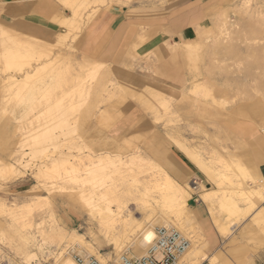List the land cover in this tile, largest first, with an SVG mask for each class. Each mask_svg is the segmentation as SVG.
Returning a JSON list of instances; mask_svg holds the SVG:
<instances>
[{
    "label": "rangeland",
    "instance_id": "1",
    "mask_svg": "<svg viewBox=\"0 0 264 264\" xmlns=\"http://www.w3.org/2000/svg\"><path fill=\"white\" fill-rule=\"evenodd\" d=\"M55 1L60 30L52 40L0 19V25L15 30L0 32V78L21 79L26 71L39 70L26 84L6 78L0 83V161L17 164L21 171L9 181L0 168V264H56L67 253L85 255L83 250L120 264L121 256L144 255L149 245L142 242L143 232L164 225L190 238V252L197 241L188 226L189 211L172 213L158 203L160 193L148 183L161 167L170 173L161 154L184 171L185 180L197 178L202 189L221 187L214 199L229 220L239 225L248 218L259 205L235 213L220 203L222 197L242 208L249 204L247 186L233 182L242 178L236 164L226 167L222 155L237 153L244 162L242 145L237 148V124L249 123L264 132V0H218L206 9L195 38L177 44L180 86L160 77L159 55L134 47L116 64L82 49L85 28L102 10L138 0H85L79 7ZM168 48L176 52L174 45ZM86 57L101 62L97 71L80 68ZM131 106L137 115H126ZM106 153L136 173L122 179L101 172L92 178L83 170L70 172L63 162L66 156L76 165L82 161L93 167L97 156ZM20 155L21 165L16 161ZM191 161L220 181L207 179ZM113 183L124 203L118 209L112 199L111 206L129 219L114 228L100 225L109 201L95 195L114 188ZM138 190L150 196L154 208L136 199ZM14 209L20 210L15 218L8 212ZM73 231L84 234L86 243L69 245L61 238L60 233Z\"/></svg>",
    "mask_w": 264,
    "mask_h": 264
},
{
    "label": "crops",
    "instance_id": "2",
    "mask_svg": "<svg viewBox=\"0 0 264 264\" xmlns=\"http://www.w3.org/2000/svg\"><path fill=\"white\" fill-rule=\"evenodd\" d=\"M215 1L218 0H138L104 9L85 28L82 49L89 56L116 64L121 63L134 47L159 55L162 57L158 68L160 77L167 83L180 86L183 74L177 62V44L195 38L196 27ZM59 9L55 0H0V19L41 39L52 40L60 30L56 21ZM168 45H174L176 52H168ZM126 115H137V112L131 106ZM234 130L242 140L243 156L254 159V170L264 184V132L244 122L237 124ZM230 157L236 161L234 154ZM160 158L170 173L166 171L178 183V180L184 181L183 184L190 180H185L184 171L168 157L161 154ZM193 164L207 179H218L209 178L197 164ZM235 175L239 177L238 173ZM195 179L197 189L191 192L188 200L191 222L188 226L193 228L190 233L197 242L186 255L184 264H264V197L249 202L247 209L237 204L240 211H249L259 205L238 225L234 219L229 220L230 215L215 202L214 197H219L220 188L202 189L203 183ZM233 182H240V178ZM219 199L222 205V197Z\"/></svg>",
    "mask_w": 264,
    "mask_h": 264
},
{
    "label": "bare ground",
    "instance_id": "3",
    "mask_svg": "<svg viewBox=\"0 0 264 264\" xmlns=\"http://www.w3.org/2000/svg\"><path fill=\"white\" fill-rule=\"evenodd\" d=\"M62 1L65 4H67L66 7H70L71 3H73L74 5L79 7L80 5H82L85 2V0H62ZM75 14H76V11H75ZM9 26H11V25H9ZM9 26H7L6 24H1L0 25V32L3 31V33L4 32L5 33L6 32L13 33L15 31L14 28H12L13 26L11 28ZM0 41H1V39H0ZM26 43H28L29 45H33L34 41L30 43L27 40ZM100 64H101V62L97 61L96 59L91 60L90 58L86 57V59H83V61L79 65H80V68L85 69V71H87V70L97 71L100 67ZM81 71H83V70H81ZM4 72H5V70L3 71V73ZM37 72H39V70H37V71L35 70L33 72L26 71L22 75L21 79H19V77L15 76V75L5 76L4 78L2 77V79L5 80V78H6V80H8L6 82H8V83L11 81H14V82L16 81L17 84L23 85V84H26L27 81L31 80L32 77H35L34 75H36ZM2 79L0 78V83H1V81H3ZM22 79H24V80H22ZM2 84H4V83H2ZM235 138L238 139L237 137H235ZM237 145H238L237 148L239 149V145L241 146L242 142H240V140H238ZM190 155L192 157L191 153H190ZM88 156H89V154H88ZM222 156H223V159L225 161V164L227 165L226 167L230 168L232 165L231 163L236 164V167L238 168V171L242 177V178H240V181H242L241 184L247 185V187L244 190L246 191L245 194L247 195L249 202H253V200L255 198L264 197V184L262 182H260V177L256 173V170H254L255 166H254L253 161H252L254 159H251L249 156L246 158L244 157V162H243V160L241 159L239 154L236 153V154H234L236 161L233 162L232 160H230V159H232L231 157L228 158V157H225L224 155H222ZM188 157H190V156H188ZM21 158H22V155L18 156V159H16V161L20 165H21ZM97 159L98 160H96L97 162L94 163L95 165L93 167H89L88 164L82 163V161L79 163V165L78 164L76 165L75 163L70 162L69 158L66 156L63 158V162L68 163V167L70 168V172H76L77 173L78 171L83 170L84 173L86 172V174L92 178H94L93 175H98L101 172L103 173L102 176L105 175V177H109V178H112L115 174H119L122 179L126 178L128 175L132 174L133 172L136 173V171L134 170V168L131 165H128L127 163H122L124 161L121 162L119 160H115L114 156L111 154L109 155L106 153L104 155H99V156H97ZM245 162L247 163L246 165H248V167L245 166V164H244ZM125 165L126 166L128 165V166L123 168V166H125ZM16 166H17V164L16 165H14L12 163L6 164V163H3L0 161V168L3 169L1 171L2 172L1 173L2 178L4 180L6 179V180L11 181L14 178H17L19 175H21L20 174L21 171H18ZM67 170L68 169L65 168L66 173H69ZM149 176L151 177V179H149L148 183L151 184L153 182V187L157 188L159 193H160L158 203L161 202L160 204L162 206L167 207L168 209H170L172 211V213H177V215L182 214L183 212L189 211L188 200L191 197L190 190L196 191V189H197V187H195L197 182H195L194 178L190 179L186 183L185 186H182L175 179H173V177L166 171V169H164L162 167L156 171H153V173ZM247 180H249L248 181L249 183H247ZM110 186H112V187L114 186V188H111ZM110 186H109L110 188L107 189V191H104L103 193H95V195L98 197V200L103 199V201H109V204L104 207L106 217H105V219H100L101 220L100 225H105L106 227L111 226L114 228L119 223H125L129 219L127 218V216L122 214V212H120V211L117 212V210L112 208V206H111L112 199H113V201H115L118 204L117 205L118 209H122V204L124 202L121 201L122 196L119 193V190L116 189L118 187V185L116 186V184L113 183ZM221 189L222 188L220 187V190ZM109 195H110V197H109ZM134 195H135L136 199L142 201L143 205H145V208H154L151 199H149V197H150L149 195L142 193V191H140V190H138L136 192V194L134 193ZM42 198L46 199L47 197L42 196ZM153 199H155L154 201H156V198H153ZM40 205H41V202L37 201L35 203V206H40ZM85 205H87V207L91 206L92 209H95V210H97V208H99V207H101V208H99L98 210L104 209L101 206V204H85ZM222 205L230 206L229 209L235 213L240 211L239 206L233 200L222 201ZM32 206H34V205H32ZM92 209H90V210H92ZM186 209H187V211H186ZM19 211L16 209L8 210L10 215L14 218L20 214ZM166 222L167 221H163V223H166ZM169 226H171V225H169ZM73 232H74L73 234H66L64 232L60 233L61 238L63 240H65V242L69 245L70 244H72V245H83L84 243H86L84 234L77 232V231H73ZM149 234L151 235V239L147 238L149 236ZM115 237H117V236H115ZM155 238H156V231L153 230L152 228H147L143 232L142 242L145 245L151 246L154 243ZM133 244L134 243H132L131 245H133ZM83 252L86 254H89L88 251H86V250H83ZM73 256L74 255H72L71 253H67L66 255L62 256L59 260H57L56 264H75V260H74ZM97 257L100 260L109 264L108 263L109 258L107 259L105 255L100 254V255H97ZM125 258H128V257H126V256L120 257V259H119L121 261L120 264H126Z\"/></svg>",
    "mask_w": 264,
    "mask_h": 264
},
{
    "label": "built area",
    "instance_id": "4",
    "mask_svg": "<svg viewBox=\"0 0 264 264\" xmlns=\"http://www.w3.org/2000/svg\"><path fill=\"white\" fill-rule=\"evenodd\" d=\"M191 247L190 238L176 227L156 229L154 243L138 257L125 258L126 264H179ZM75 264H105L93 255H75Z\"/></svg>",
    "mask_w": 264,
    "mask_h": 264
},
{
    "label": "snow or ice",
    "instance_id": "5",
    "mask_svg": "<svg viewBox=\"0 0 264 264\" xmlns=\"http://www.w3.org/2000/svg\"><path fill=\"white\" fill-rule=\"evenodd\" d=\"M148 239H151V235L149 234V236L147 237Z\"/></svg>",
    "mask_w": 264,
    "mask_h": 264
}]
</instances>
